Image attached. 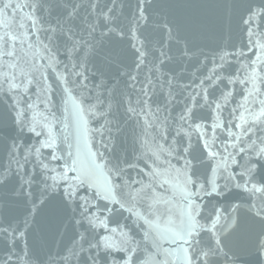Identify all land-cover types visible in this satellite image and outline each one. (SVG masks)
<instances>
[{"label":"water","instance_id":"95a60500","mask_svg":"<svg viewBox=\"0 0 264 264\" xmlns=\"http://www.w3.org/2000/svg\"><path fill=\"white\" fill-rule=\"evenodd\" d=\"M0 264H264V0H0Z\"/></svg>","mask_w":264,"mask_h":264}]
</instances>
